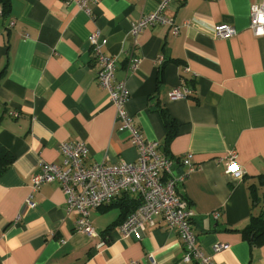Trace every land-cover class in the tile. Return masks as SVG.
Instances as JSON below:
<instances>
[{
	"label": "crops",
	"instance_id": "obj_1",
	"mask_svg": "<svg viewBox=\"0 0 264 264\" xmlns=\"http://www.w3.org/2000/svg\"><path fill=\"white\" fill-rule=\"evenodd\" d=\"M163 1L97 0L90 12L77 0H10L7 14L0 5V144L14 155L0 174V264H152L151 257L155 264H197L181 260L177 231L158 217L139 238L121 233L118 220L138 202L133 194L91 210V237L75 231L59 182L31 192L41 161L61 163L63 141H84L90 165L137 158L96 81L93 31L107 40L106 55L118 54L115 79L126 80V110L143 136L159 143L176 172L185 169L184 154L197 166L178 188L194 213L199 247L216 264H264V241L242 235L264 209V41L249 29L250 6L262 0H168L163 14L178 33L156 24L134 43L131 22ZM223 23L236 34L215 37L214 26ZM128 51L140 59L132 73ZM174 87L193 92L169 99ZM161 110L176 124L166 147ZM230 151L242 177L225 173ZM30 194L33 207L25 203ZM216 244L224 247L214 251Z\"/></svg>",
	"mask_w": 264,
	"mask_h": 264
},
{
	"label": "built area",
	"instance_id": "obj_2",
	"mask_svg": "<svg viewBox=\"0 0 264 264\" xmlns=\"http://www.w3.org/2000/svg\"><path fill=\"white\" fill-rule=\"evenodd\" d=\"M96 1L77 0V3L90 12L88 4ZM166 1L168 0L163 1L155 11L131 22L128 34L134 37V43L139 31L156 24L168 25L172 34L178 33V26L173 23L172 18L163 14ZM12 25L13 22H9V26ZM249 29L254 36L264 41V0L251 4ZM213 34L217 38H229L236 34V30L223 23L214 26ZM88 41L92 58L97 64L96 81L101 88L107 90L109 100L116 110L118 130L128 133V139L137 151V158L134 162L122 161L116 164L102 162L90 165L86 164L89 149L84 141H63L59 144V151L63 156L61 163L41 161L39 172L31 177V192H35L45 182H59L66 196L67 213L73 212L76 215L75 231L91 237L97 234L90 220L91 210L96 206L110 203L123 192L133 194L138 198L139 205L119 224V230L124 236L132 235L139 238L146 227L156 225L155 218L158 217L167 228L177 231L183 262L216 264L199 247L191 225L194 213L178 188L186 177L197 169L191 155L184 154L179 158L185 169L176 172L175 161L159 151V143L143 136L126 110L129 99L126 80L115 79L118 54L106 55L102 51L107 40L101 38L98 31L91 32ZM124 53L129 56L128 73L135 72L139 57L131 51ZM192 92L184 87H174L168 92V98H183L190 96ZM223 159L226 160L227 175L242 177L243 169L235 151L228 152ZM25 203L30 207L34 206L31 194L25 199ZM211 215L217 218L218 212H211ZM223 247L222 244H216L213 249L219 251ZM151 263L155 264L152 257Z\"/></svg>",
	"mask_w": 264,
	"mask_h": 264
},
{
	"label": "trees",
	"instance_id": "obj_3",
	"mask_svg": "<svg viewBox=\"0 0 264 264\" xmlns=\"http://www.w3.org/2000/svg\"><path fill=\"white\" fill-rule=\"evenodd\" d=\"M0 5L2 9V14H7L10 11V0H0ZM161 117L163 124L166 128V135L164 139V145L166 147L176 135V124L175 120L165 110H161ZM13 161L14 155L11 154L5 147L0 144V174ZM138 205L139 201L135 202L130 208V210H127L124 216L118 220V223H121L135 208H137ZM125 208L124 210H126ZM114 224L117 223L114 222L110 226H108L104 230V233H106V231H108L110 227ZM242 235L244 238L248 239L250 242L253 243H262L264 241V209L260 211L258 215L250 217L249 223L245 228L242 229Z\"/></svg>",
	"mask_w": 264,
	"mask_h": 264
}]
</instances>
